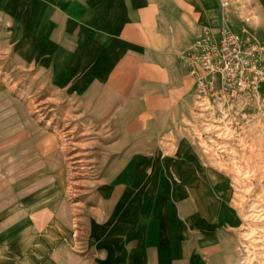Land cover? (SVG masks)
Instances as JSON below:
<instances>
[{
    "label": "rangeland",
    "instance_id": "obj_1",
    "mask_svg": "<svg viewBox=\"0 0 264 264\" xmlns=\"http://www.w3.org/2000/svg\"><path fill=\"white\" fill-rule=\"evenodd\" d=\"M6 1L0 0V264H103L97 237L106 206L112 216H147L167 195L191 205L186 216L175 206L173 228L191 233L195 264H264V116L235 133L222 117L204 114L193 90L172 94L181 82L170 50L186 46L201 25L214 27L222 0H209L216 14L206 20L194 5H175L186 20L161 29L165 43L152 69L159 85L135 93L66 78L52 59L57 49L40 36L41 6ZM224 1L231 23L251 35L254 9L264 0ZM258 15L264 19L261 8ZM161 173L170 174L169 187Z\"/></svg>",
    "mask_w": 264,
    "mask_h": 264
},
{
    "label": "crops",
    "instance_id": "obj_2",
    "mask_svg": "<svg viewBox=\"0 0 264 264\" xmlns=\"http://www.w3.org/2000/svg\"><path fill=\"white\" fill-rule=\"evenodd\" d=\"M11 1L6 2L10 5ZM19 2L16 0L14 4ZM177 3L194 5L196 10L198 7L199 17L203 20L211 15L213 18L217 13V24L211 28L216 29L221 24V8L216 5L215 13L213 5H210L211 9L208 7L209 0H25L27 5L41 6L39 19L44 23L40 36L45 45H54L57 49V56L52 58L57 62L56 70H64L66 78L82 77L90 87L113 86L117 92L121 88L119 86L130 88H123L122 93L143 91L148 84L159 85L152 81V69L159 67L160 50L165 43L161 29H167L176 19L186 20V13H176ZM162 5L172 9L169 13L164 12ZM259 8L264 11L262 5L254 9L257 27L264 24V19L258 15ZM187 15L191 18L190 13ZM250 22L243 25L248 26ZM203 25L190 37L186 46L170 50L181 82L172 92L173 99L186 89L190 93L193 90L191 79L180 65L179 53L191 44ZM231 25L243 37L264 40L262 28L250 27L251 35H247L233 23ZM125 137L128 138L127 135ZM161 175L160 180L164 178L167 181V184L163 182V187H169L170 174ZM161 195L165 197L164 192ZM176 199L167 195L160 204H156L155 212L147 216L140 211L134 214V210L130 215L120 210L118 215L112 216V207L106 206L100 222L104 225L100 232L102 236L97 237L103 239V264H195L190 252L191 233L185 230L183 234H177L173 228L177 219L175 206L186 216L191 205L186 200L179 202ZM205 233H209L207 227Z\"/></svg>",
    "mask_w": 264,
    "mask_h": 264
},
{
    "label": "built area",
    "instance_id": "obj_3",
    "mask_svg": "<svg viewBox=\"0 0 264 264\" xmlns=\"http://www.w3.org/2000/svg\"><path fill=\"white\" fill-rule=\"evenodd\" d=\"M226 5L222 0L219 27H202L179 60L198 107L238 133L264 116V40L238 33Z\"/></svg>",
    "mask_w": 264,
    "mask_h": 264
},
{
    "label": "bare ground",
    "instance_id": "obj_4",
    "mask_svg": "<svg viewBox=\"0 0 264 264\" xmlns=\"http://www.w3.org/2000/svg\"><path fill=\"white\" fill-rule=\"evenodd\" d=\"M15 20V19H14ZM18 26V25H17ZM21 28V27H20ZM19 28V29H20ZM16 30V29H15ZM13 39V38H12ZM11 41V40H10ZM88 116V115H87ZM225 130V129H224ZM228 131H229V129H227ZM231 131V130H230ZM75 134V133H74ZM226 135V136H229L230 135V132H227V131H223L222 133H221V135ZM65 137V136H64ZM68 138H69V136H67ZM63 140H64V138H63ZM70 140H72V139H70ZM73 141V140H72ZM61 143V142H60ZM59 143V144H60ZM74 144V143H73ZM70 147V146H69ZM61 152V151H60ZM121 153V152H120ZM122 154V153H121ZM35 156V155H34ZM69 157V156H68ZM74 157H76V156H74ZM129 157V156H128ZM64 158V157H63ZM83 160V159H82ZM74 161V160H73ZM72 163V162H71ZM76 163V162H75ZM80 166V165H79ZM73 168V167H72ZM62 169V168H61ZM72 170V169H71ZM58 172V171H57ZM64 172V171H63ZM60 173H61V171H60ZM57 174H59V173H57ZM62 175H63V173H62ZM60 178H61V176H60ZM59 181H60V179H59ZM77 227V226H76ZM255 229V228H254ZM254 231H256V230H254ZM252 232V233H251ZM250 233L251 234H253V231H251ZM256 233V232H255ZM250 234H248V236H249ZM254 240V239H253ZM250 241V240H249ZM215 243H217V241L215 242ZM214 243V244H215ZM220 243V242H219ZM210 244V243H209ZM213 245V244H212ZM250 258V257H249ZM253 261V260H252ZM252 261H250V262H252ZM251 264V263H250ZM253 264V263H252Z\"/></svg>",
    "mask_w": 264,
    "mask_h": 264
}]
</instances>
